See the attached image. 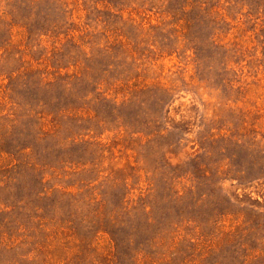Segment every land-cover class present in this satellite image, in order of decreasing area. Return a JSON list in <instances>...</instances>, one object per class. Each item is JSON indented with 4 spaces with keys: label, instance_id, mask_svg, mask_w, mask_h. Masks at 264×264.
Wrapping results in <instances>:
<instances>
[{
    "label": "rangeland",
    "instance_id": "1",
    "mask_svg": "<svg viewBox=\"0 0 264 264\" xmlns=\"http://www.w3.org/2000/svg\"><path fill=\"white\" fill-rule=\"evenodd\" d=\"M0 264H264V0H0Z\"/></svg>",
    "mask_w": 264,
    "mask_h": 264
}]
</instances>
